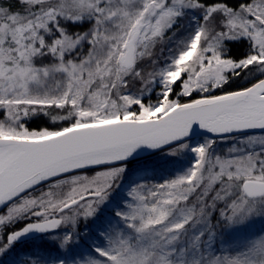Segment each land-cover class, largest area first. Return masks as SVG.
I'll return each mask as SVG.
<instances>
[{
	"label": "snow or ice",
	"instance_id": "6c2138e0",
	"mask_svg": "<svg viewBox=\"0 0 264 264\" xmlns=\"http://www.w3.org/2000/svg\"><path fill=\"white\" fill-rule=\"evenodd\" d=\"M0 264H264V0H0Z\"/></svg>",
	"mask_w": 264,
	"mask_h": 264
}]
</instances>
